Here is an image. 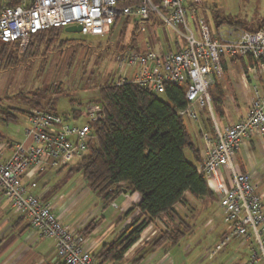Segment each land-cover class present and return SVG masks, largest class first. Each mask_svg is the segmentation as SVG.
<instances>
[{
    "label": "built area",
    "instance_id": "1",
    "mask_svg": "<svg viewBox=\"0 0 264 264\" xmlns=\"http://www.w3.org/2000/svg\"><path fill=\"white\" fill-rule=\"evenodd\" d=\"M190 0H0V44L19 43L24 51L32 34L51 27L81 25L84 35L104 36L127 18L141 25L164 23L185 43L179 49L157 50L148 42L116 57L122 73L118 85L133 83L162 95L167 85L184 87L186 105L178 110L185 119L200 123L208 110L213 125L201 128L204 151L198 172L223 208L225 232L210 252L216 255L234 239L255 244L247 264H264V192L251 173L236 165L239 147L253 137L264 138V86L256 85L247 113L221 128L215 117L210 88L225 74L227 61L239 62L244 73L264 76V28L248 29L233 23L198 19L199 35L189 27ZM193 1V2H192ZM199 0H191L197 3ZM189 3V4H190ZM186 31H182L181 26ZM252 61H249V59ZM224 59V61H223ZM247 63L244 65L242 60ZM83 124L70 123L50 108L28 112L25 135L30 143H14L9 155L0 146V192L16 213L29 221L35 234L55 240L58 257L65 264H99L93 253L54 213V203L27 190L24 175L59 170L81 159L88 151L94 122L106 118V104H92ZM183 202L175 204L180 211Z\"/></svg>",
    "mask_w": 264,
    "mask_h": 264
},
{
    "label": "trees",
    "instance_id": "2",
    "mask_svg": "<svg viewBox=\"0 0 264 264\" xmlns=\"http://www.w3.org/2000/svg\"><path fill=\"white\" fill-rule=\"evenodd\" d=\"M219 16L216 15L215 24L219 23ZM223 18L248 29L264 28V19L254 25L231 20L226 16ZM115 26H112L110 32H113ZM62 28L51 27L32 34L24 51L17 42L1 43L0 70L17 67L24 60L36 56L42 44L47 47L55 42H59L60 46L66 45L70 39L61 38ZM140 29L141 23L135 21L132 40H135ZM123 48L127 50L134 47L128 45ZM242 63L245 65L247 61L243 59ZM210 91L215 112L219 113L222 88L215 83ZM185 92L184 87L167 85L165 92L158 95L133 83L114 84L100 89L99 101L106 104V118L92 124L93 136L88 144V152L78 162L76 169L83 173L88 187L97 191L105 204L114 201L124 189L138 192L141 200L124 213L122 219L138 210L123 233L103 244L93 254L99 264L121 261L154 219L164 213L174 212V206L179 201L187 203L188 192L198 199L214 193L205 176L198 172L197 163L201 161L199 151L195 149L185 118L178 113L187 103ZM35 95L31 97L32 104L28 101V105L44 108L43 94ZM54 103L51 109L55 111ZM18 113H28V109L0 107V120L14 121ZM3 139L0 132V143ZM186 149L192 150L196 162L186 157ZM179 219L175 227L161 232L153 239L154 247L179 243L190 228L181 216ZM138 220H141L140 224H137Z\"/></svg>",
    "mask_w": 264,
    "mask_h": 264
},
{
    "label": "rangeland",
    "instance_id": "3",
    "mask_svg": "<svg viewBox=\"0 0 264 264\" xmlns=\"http://www.w3.org/2000/svg\"><path fill=\"white\" fill-rule=\"evenodd\" d=\"M190 1L186 2L188 8L197 7L198 12L192 14L190 10L188 11V24L197 35H199L198 19H205L213 30L217 14L222 16L217 18L220 23L222 21L229 23L223 16L231 20H240L244 24L254 25L264 19V0H199L197 3H190ZM134 25L135 21L132 18H127L126 21L118 23L113 32L104 36L66 31L67 26H64L60 35L62 39H70L66 45L60 46L59 42H55L47 47L42 44V49L36 56L24 60L17 67L0 70V107H20L28 109L29 112V110L40 108L28 105V101L32 104L31 97H36L35 94H43L42 106L44 108L50 107L51 109L52 103L55 102L53 104L55 111L66 117L70 123L88 121V117L85 116L87 109L92 104L101 102L99 101L101 100L100 89L118 84V76L122 71L119 69L116 57L118 53L125 50L123 47L130 45L136 49H141L148 42L156 49H171L174 43L183 40L181 35H177L161 22L159 24L141 25L135 40H132ZM180 26L182 31H186L182 25ZM230 62L232 61H229V64ZM241 76L242 70L237 67V70H231V73L225 71L221 79L224 93L221 97L220 109L224 111L222 115L227 114L226 117L219 118L220 114L215 112L213 106L215 116L221 126L225 122L235 120L238 115L237 111L246 110L249 106L251 93H243V90L238 88L241 84ZM49 99H51V103L48 104ZM74 109L77 117L73 115ZM51 110L54 111V109ZM204 113L208 117V110L205 109ZM18 116L16 121L3 123L2 128L5 134L10 131L15 132L19 128L22 131L28 126V120L22 114L18 113ZM210 121L213 124L212 118ZM185 123L195 144H202L203 138L197 135L201 126L196 128L189 119H185ZM185 154L190 161H196L189 149H186ZM255 155L259 166L257 182L259 189L262 190L264 189V166L261 168L260 165L262 164L261 161L264 160V154L256 149ZM245 162H248L247 159ZM70 166L73 167L72 172H69ZM76 166L72 163L63 171L61 170L62 172L57 173L55 170H48L41 174L42 178L51 177L47 187L56 188L53 195L54 200L62 194H70L80 190L85 184L83 173L77 170ZM87 192L86 197L91 198L87 199L86 206L92 207L95 200L101 197L94 190L88 189ZM204 198L195 215L192 230L180 240V244L178 243V246L183 248L182 251L185 256L193 261L196 259L194 257L202 255L207 258V260L202 259L205 263L224 264L227 258L234 254L242 258L249 255L252 250L248 246L252 243L240 242L242 239L234 238L214 258L208 257V252L214 250L216 244L221 241L225 223L221 205L216 197L207 196ZM116 202L119 204L120 200L117 198ZM113 205L116 204L113 203ZM140 223L138 222V224ZM146 228L145 235H150L152 230ZM254 246L256 247L255 244ZM186 247L191 250L190 254L188 249L185 251Z\"/></svg>",
    "mask_w": 264,
    "mask_h": 264
},
{
    "label": "crops",
    "instance_id": "4",
    "mask_svg": "<svg viewBox=\"0 0 264 264\" xmlns=\"http://www.w3.org/2000/svg\"><path fill=\"white\" fill-rule=\"evenodd\" d=\"M143 37L145 39V36ZM184 43L185 40L178 41V43L173 44V47L171 49H179ZM157 50L164 49L157 48ZM224 67L225 71L228 73H231V70H237V67L241 68V84L238 86V88H241L243 90V93H251L252 96L254 86H264L263 75L247 74L246 76H244L243 66H241L240 63H237L234 60H232L230 64L229 61H227L224 64ZM221 81L222 80H219L217 83L221 88H223ZM247 109L248 108L243 111L236 110L238 113L236 119L231 122H225L223 126H221L219 122L220 127L224 128L228 124L235 123L246 115ZM204 111L202 114V121L200 123L191 121L192 125L196 128L201 126L199 132L197 131V135L201 138V128H212V124L209 123V119H211V116H209V114L208 117H206V113H204ZM222 112L224 111L220 110L218 114H220L219 118L223 119L227 114L222 115ZM73 115L74 117H77L75 113ZM22 116L27 120V113H23ZM3 123L7 124L8 122L0 120V132L4 136V139L0 143V146L2 145L3 148H5L3 150L5 156L9 155V153L11 152L10 147L14 143L31 142V138H28L25 135L24 129L21 131V129L19 128L15 132L10 131L9 133L5 134L2 128V125H4ZM193 143L195 149L199 151L201 159L205 148L204 141H202V144H195L194 141ZM256 149H258L261 153L263 152L264 154V138L253 137L250 141H244L238 149L236 165L242 172L251 173L257 181L259 166L257 163L258 160L255 155ZM189 150L192 152L191 149ZM193 156L196 159L194 154ZM245 159H247V163L245 162ZM80 160L81 159H78L76 161H73L72 163L77 165ZM261 162L262 164L260 166H262L261 168H263L264 160ZM199 163L200 162H198L197 165ZM69 165H67L66 167H68ZM64 168L55 171L57 173L62 172ZM72 168L73 167L71 166L70 168H68L69 172H72ZM42 173L44 172H27L24 175V184L26 185L27 190L40 196L43 201L53 202L55 215L62 221V223L66 227L73 231L75 235L82 238L83 244L88 249H90L93 254L98 252L103 244L112 241L116 237L121 235L125 227L138 213V210H135L127 218L122 219L124 213L141 200V195L138 192H125V189L117 196L118 200H120L119 204L116 202L117 198L109 204H105L103 199L100 198L95 200V203L92 207L86 206L87 199L91 198L86 197L88 195V189H91L88 187L86 181L85 184L80 188V190L74 191L70 194H62L60 195L61 197L59 196L56 200H54L53 195L56 192V188L47 187V183H49L51 177L42 178ZM259 191L264 192V189H259ZM210 196L216 197L220 204L219 197L215 193ZM204 199V197L200 199L195 198L188 192L186 194L187 203H183V208L180 211H176L174 209V212L164 213L160 217L154 219V221L147 226L148 229L152 230L151 234L145 235L144 229V233L142 232L140 238L128 249V251L124 255V258L121 261L111 262L109 264H209L205 263V261H202V259L207 260L206 256L204 257L202 255L194 257V259H196L193 261L191 259L189 260L187 258L188 256L186 257L184 252L182 251L183 248H181V246H178L180 244V241L177 245H172L170 243H165L159 247H154L153 245V239L161 232L170 230L175 227L180 221V216L190 226V228L188 227V232H190L193 228L192 225L195 215L199 209V206L201 205V201H203ZM113 203H115L116 205L114 206ZM221 209L224 220L222 206ZM138 222H141V220H138ZM225 229L226 225L224 231H222V236L225 232ZM242 241L244 242V240H241L240 242ZM248 247L252 250L249 255H246V257L244 256L242 258L234 254L228 257L224 264H247L248 260L251 257V254L254 251L255 246L254 244H249ZM186 249H188V253L191 251L187 247L185 248V251ZM210 252H208V257L214 258L216 255L211 256ZM57 262L62 263L63 261L58 257L55 240L52 238L45 239L35 234L29 221L16 213L12 208L10 199L0 192V264H56Z\"/></svg>",
    "mask_w": 264,
    "mask_h": 264
},
{
    "label": "water",
    "instance_id": "5",
    "mask_svg": "<svg viewBox=\"0 0 264 264\" xmlns=\"http://www.w3.org/2000/svg\"><path fill=\"white\" fill-rule=\"evenodd\" d=\"M66 31H72V32H81L82 31V26L81 25H69L65 28ZM127 190L125 189V192Z\"/></svg>",
    "mask_w": 264,
    "mask_h": 264
}]
</instances>
